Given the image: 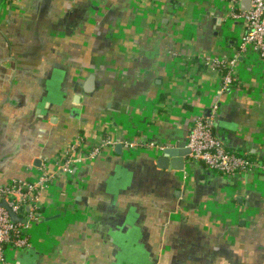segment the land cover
I'll return each mask as SVG.
<instances>
[{
	"label": "crops",
	"instance_id": "obj_1",
	"mask_svg": "<svg viewBox=\"0 0 264 264\" xmlns=\"http://www.w3.org/2000/svg\"><path fill=\"white\" fill-rule=\"evenodd\" d=\"M2 1L0 186L35 181L79 135L123 145L42 193L34 247L11 264H264V65L240 59L242 82L219 97L193 62L237 52L227 0ZM217 101L214 133L255 169H159L146 144L180 147Z\"/></svg>",
	"mask_w": 264,
	"mask_h": 264
},
{
	"label": "built area",
	"instance_id": "obj_2",
	"mask_svg": "<svg viewBox=\"0 0 264 264\" xmlns=\"http://www.w3.org/2000/svg\"><path fill=\"white\" fill-rule=\"evenodd\" d=\"M249 6L243 8V0H227L230 21L242 30L238 50L232 57L202 54L193 62L208 70L220 82L219 97L242 82L238 75L240 59L256 54L264 65V0H247ZM9 5V4H8ZM219 101L210 109L209 117L200 116L191 127L186 148L190 150L187 163L202 164L214 176L232 179L252 172L255 164L247 151H230L214 133V122L218 115ZM118 142L106 138L99 146H88L82 135L75 137L59 157L43 160L38 178L33 180H13L0 186V264H11L9 253L26 251L34 247V233L43 217L41 196L62 176H71L76 165L84 161L96 160L105 149L115 147ZM134 149L135 144L125 143ZM146 149L159 152L164 147L146 144ZM2 204H6L3 207ZM10 212L20 221L12 220Z\"/></svg>",
	"mask_w": 264,
	"mask_h": 264
},
{
	"label": "water",
	"instance_id": "obj_3",
	"mask_svg": "<svg viewBox=\"0 0 264 264\" xmlns=\"http://www.w3.org/2000/svg\"><path fill=\"white\" fill-rule=\"evenodd\" d=\"M243 8L247 9L249 2L243 0ZM80 98L77 97L76 105H79ZM122 144L118 145L116 151L122 149ZM190 155V150L186 148V143H183L180 147H167L161 151L157 157L156 166L161 170H168L174 172H182L185 170L187 159ZM3 207L7 208L6 204H2ZM11 218L15 222H19L20 219L10 212Z\"/></svg>",
	"mask_w": 264,
	"mask_h": 264
},
{
	"label": "trees",
	"instance_id": "obj_4",
	"mask_svg": "<svg viewBox=\"0 0 264 264\" xmlns=\"http://www.w3.org/2000/svg\"><path fill=\"white\" fill-rule=\"evenodd\" d=\"M19 0H3L2 2H4V4H13V3H17Z\"/></svg>",
	"mask_w": 264,
	"mask_h": 264
}]
</instances>
